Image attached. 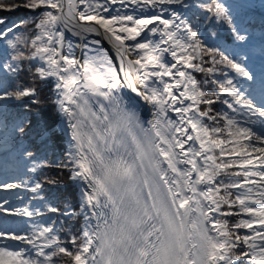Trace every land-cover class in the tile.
<instances>
[{
  "label": "snow or ice",
  "instance_id": "1",
  "mask_svg": "<svg viewBox=\"0 0 264 264\" xmlns=\"http://www.w3.org/2000/svg\"><path fill=\"white\" fill-rule=\"evenodd\" d=\"M20 6L0 0V9ZM175 6L211 13L229 26L241 52L229 55L214 46L218 34L201 31L195 14ZM244 6L225 0H24L23 7L39 10L33 38L23 41L28 56L14 35L21 25L4 27L0 17V41L11 49L0 62V101L36 109L35 128L32 121L10 129L5 124V146L9 136L19 141L33 132L42 143H55L62 124L69 150L53 163L80 185L79 213L64 215L83 217L78 231L65 233L67 241L55 222L23 229L0 224V264H264V147H257L264 145V31L257 42L241 27L238 9ZM66 32L83 41L82 59ZM89 34L113 44L119 71L107 50L90 48ZM26 59L39 61L32 65L34 84L15 85L12 76ZM220 65L235 76L201 82L193 75H214ZM49 82L62 117L55 126L40 116L35 86ZM209 83L217 91L210 94ZM126 88L135 101L126 99ZM140 101L151 106L146 123ZM217 102L230 112L215 110ZM0 112L6 117L7 105ZM17 147L0 156L5 174L19 157L35 158ZM24 186L0 182V189ZM42 189L39 182L31 186L33 200L43 201ZM7 203H0V213L44 216L42 207L9 209Z\"/></svg>",
  "mask_w": 264,
  "mask_h": 264
},
{
  "label": "trees",
  "instance_id": "2",
  "mask_svg": "<svg viewBox=\"0 0 264 264\" xmlns=\"http://www.w3.org/2000/svg\"><path fill=\"white\" fill-rule=\"evenodd\" d=\"M202 2H208V0H203ZM226 3H241L237 0H225ZM14 3L20 5V7L15 8L14 10L0 9V17L6 20L4 27H10L12 25H21L19 29L14 33L15 36L21 38V43L19 47L21 51L25 53V56L30 54V46L25 47L23 41L31 40V37L35 33L34 21L37 19V14L39 10L35 12L31 9L23 7L24 0H14ZM238 23L241 27L247 29L248 33L257 38L261 36L262 31H264V3L255 2L251 6H244L242 9H238ZM187 16L192 17L195 14V20L200 23V30L204 31L207 29L210 32L218 34L219 40L212 41L214 46L220 47L222 50H225L229 55L233 53L241 52L239 42L235 40L231 29L226 24H221L214 21L211 18V13H206L205 10L200 8H192L191 11H186ZM11 38V37H10ZM11 49L7 48V41H0V62L6 58V53H10ZM36 64L34 61L24 60L21 66V70L12 76V82L15 85L23 86H33L34 81L32 77V72L34 69L32 65ZM210 65L206 64L205 67ZM225 73L229 77H234L235 73L230 69L224 67L223 65L217 66V71L214 75H206L205 73H194L197 80L203 82L205 80H215L220 79L221 81L226 79ZM239 79V78H237ZM36 87L40 89V116L44 121L50 125H57V122L60 118L58 110L55 106V96L54 88L52 83H36ZM204 87L209 90L210 94L213 91H217L215 85L211 83L205 84ZM214 109L217 111H229L226 105H223L217 102L214 105ZM36 112V109L31 108L30 105H25L23 101H12L7 104V113L6 117L3 112L0 113V122L2 124L4 134H5V124L10 129L12 124L16 121H32L33 128H35L36 117L33 113ZM231 114V113H230ZM238 119L246 120V117H238ZM254 126V125H252ZM27 127V123H25ZM60 138L55 141V143H42L40 139L34 134H29L19 138V141L15 137L9 136L7 140V146L10 150H13L14 145L18 144L16 148L17 152L27 149L34 153V159L23 158L19 166V170L22 171L26 176L35 174V181L43 185L42 192L40 193L43 196V201L37 197L35 200L32 199L33 193L31 192V187L26 193L28 199V206L42 207L44 211L43 217H34L29 220L28 225L33 223H51L55 222V226L60 232L61 238L64 241H67V236L65 233H68L71 229L72 231H78L79 226V216L68 217L64 215L65 211H70L72 208L77 207V186L72 182L70 178V173L65 168H57L53 161L59 162L61 156L65 152V136L63 131L60 130ZM4 137V135H3ZM5 140V138H3ZM18 158V159H19ZM36 166V171L32 172L30 169ZM235 170V169H233ZM49 179H54L57 181L56 184H49L47 181ZM35 182V183H36ZM45 205H51L58 208L60 211L57 213H52L47 211ZM230 223L235 222L236 217L229 218Z\"/></svg>",
  "mask_w": 264,
  "mask_h": 264
},
{
  "label": "rangeland",
  "instance_id": "3",
  "mask_svg": "<svg viewBox=\"0 0 264 264\" xmlns=\"http://www.w3.org/2000/svg\"><path fill=\"white\" fill-rule=\"evenodd\" d=\"M203 0H196V2H202ZM205 1V0H204ZM239 2H241L242 4H250L254 1H258L260 3H264L262 2V0H237ZM191 2V0H190ZM21 5V4H20ZM187 10H183L182 12H186ZM35 63L37 64V62L35 61ZM6 101V102H5ZM4 102H2V104L0 105H7L11 100H5ZM62 119V117H61ZM61 123V122H60ZM59 123V124H60ZM61 127L63 128L62 124ZM256 127H260L258 124L256 125ZM3 127L2 124L0 123V156H3V154L6 151H9L6 149V146L3 142ZM64 143H65V139H64ZM66 143H67V151L69 150V142L68 139L66 137ZM258 147V145H257ZM253 155H256L255 153ZM65 157L61 156V158L59 159L60 161L63 160ZM23 160H15L9 170L7 171V174H5V171L3 170V168H0V182H9V183H17L20 181H25V179L22 177V175L16 171L17 170V164L19 162H22ZM68 170V169H67ZM69 171V170H68ZM70 173V172H69ZM34 177L32 176L31 179H33ZM20 190V188L18 189H0V203H2L4 200H7L8 203L4 205V207L9 208V209H16V208H20V206H22L23 201L21 200V195L14 197V195ZM79 202H80V196H79ZM74 208V207H73ZM77 213H79V208L76 210ZM21 216L19 215H15V216H9L6 213H0V224H3L4 222H7V226L9 228L12 229H23L25 228L27 225L25 224V222L23 221L22 218H20ZM80 220V219H79ZM83 225V222H81L79 224V226Z\"/></svg>",
  "mask_w": 264,
  "mask_h": 264
},
{
  "label": "bare ground",
  "instance_id": "4",
  "mask_svg": "<svg viewBox=\"0 0 264 264\" xmlns=\"http://www.w3.org/2000/svg\"><path fill=\"white\" fill-rule=\"evenodd\" d=\"M90 2L95 4L97 2V0H90ZM100 2L103 3V0H100ZM79 7L82 9V8L85 7V5H80ZM113 7L116 8V7H119V5H114ZM175 7H177V10H180V11L184 10V9H179L178 6H175ZM157 14H159V10H157ZM65 35H66V40H70L73 43V45H74V48H73L74 55L77 58H81L82 59L85 51H87L86 49H84L83 47L80 46V45H82L83 41L80 38L73 36L70 32H66ZM93 39H100L101 40V44L100 45H91L90 41L93 40ZM137 39L139 40V39H141V37H138ZM88 41H89L90 48H103L104 50H107L109 56L112 58L113 63L116 65L117 70L119 71V67H120L119 58L117 56V53H116V50H115L113 44L107 38L98 37L95 34H89ZM126 43H133V42L132 41H127ZM66 50H67V46L65 44V51ZM89 54H91V52H89ZM132 58H135V56L133 55ZM169 59H170V57H169ZM119 74H120L121 77H123V75H124L123 72H120ZM125 90L128 93H130L134 98H136L135 93H132L130 91V89L126 88ZM2 102H4V101H0V104H2ZM142 108H143V112H144V120H145V123H146L148 120L152 119L151 106L150 105H145L143 103V101H142ZM140 112H142V111H140ZM169 115L172 118H176V114L175 113H171L170 112ZM257 145H258V147H264V145H259V144H257Z\"/></svg>",
  "mask_w": 264,
  "mask_h": 264
},
{
  "label": "flooded vegetation",
  "instance_id": "5",
  "mask_svg": "<svg viewBox=\"0 0 264 264\" xmlns=\"http://www.w3.org/2000/svg\"><path fill=\"white\" fill-rule=\"evenodd\" d=\"M140 109V110H139ZM137 110H138V114H139V116H140V118H141V120H142V112H140V111H142V109H141V105H140V102L137 104ZM141 113V114H140Z\"/></svg>",
  "mask_w": 264,
  "mask_h": 264
},
{
  "label": "water",
  "instance_id": "6",
  "mask_svg": "<svg viewBox=\"0 0 264 264\" xmlns=\"http://www.w3.org/2000/svg\"><path fill=\"white\" fill-rule=\"evenodd\" d=\"M190 71V70H189Z\"/></svg>",
  "mask_w": 264,
  "mask_h": 264
}]
</instances>
